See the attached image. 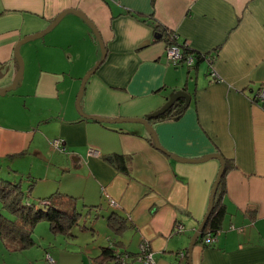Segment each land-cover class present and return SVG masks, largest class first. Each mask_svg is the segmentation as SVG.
<instances>
[{"label":"crops","instance_id":"crops-1","mask_svg":"<svg viewBox=\"0 0 264 264\" xmlns=\"http://www.w3.org/2000/svg\"><path fill=\"white\" fill-rule=\"evenodd\" d=\"M92 23L106 56L78 106L82 78L103 57ZM164 28L207 58L168 62V41L156 34ZM32 35L18 45L16 87L0 93V172L23 180L27 199L89 207L93 230L105 222L115 232L106 246L130 251L128 264H149L135 257L143 239L150 264L185 263L177 252L188 255L208 211L219 159L180 161L152 144L141 122L86 116L143 117L185 89L191 100L179 118L152 123L161 145L183 158L219 152L229 166L222 227L209 245H194L193 264H264V0H0V89L20 69L17 44ZM4 103L20 115L7 116ZM113 153L129 156L127 171L110 161ZM25 176L37 180L32 187ZM54 252L60 264H84L80 252Z\"/></svg>","mask_w":264,"mask_h":264},{"label":"trees","instance_id":"trees-1","mask_svg":"<svg viewBox=\"0 0 264 264\" xmlns=\"http://www.w3.org/2000/svg\"><path fill=\"white\" fill-rule=\"evenodd\" d=\"M171 32L172 31H170L169 29L164 28L161 31H156V34H159L160 37H164L170 43ZM182 43L185 42H181V44ZM184 52L186 54H192L194 58H196L197 62L207 58V53L192 51L189 45L184 47ZM209 61H212L211 58H209ZM210 73L212 75L211 71ZM166 103L167 102H165V104H163L156 110L148 113L151 115L149 117L150 123L179 118V116L185 111L186 107L188 106L186 104V99L184 98H178L167 105ZM155 113L157 114L156 116L154 115ZM149 140L153 141V137L150 136ZM152 144H154V142H152ZM109 159L118 169L124 171L128 170V155L113 153L109 157ZM228 168L229 166L226 163L220 183L214 195L212 210L207 219L205 228L197 239L196 243L203 242L204 245H209L210 243L204 242V238L207 233H210L215 237L216 233L222 227L223 218L227 212L226 202L224 201L223 195L226 191L225 178ZM4 177L6 176L0 174V236L3 237L4 234L8 233L10 239L7 243H14L15 245H19L14 246L13 248L21 250L29 245L34 244V227H36V225L42 220H47L49 222L50 230L55 235H72V230L74 226L78 224V219L80 218L79 216L82 214V212H78L77 206H73L71 208L68 206H58L57 204H52V200L49 198H44L41 202H38L39 199L35 202L31 201L30 199H27L28 195H26V191L23 189V183L15 179L9 180L10 178ZM28 185L29 187H32L33 183H28ZM36 203L39 204L37 205ZM110 218L115 217L111 215ZM109 225L113 227L111 223ZM102 248L103 249L101 253L96 257H103L104 259H106V262H108V264H117L118 259L116 258H118L119 255L123 256V254L126 255V253H130V251L126 249L119 251L116 250L113 247V243H111L110 246H103ZM185 254V263L183 264H190L186 251ZM48 256L52 255L48 253ZM53 261L51 260L53 264H56V260ZM128 263L129 262H127V264Z\"/></svg>","mask_w":264,"mask_h":264},{"label":"rangeland","instance_id":"rangeland-1","mask_svg":"<svg viewBox=\"0 0 264 264\" xmlns=\"http://www.w3.org/2000/svg\"><path fill=\"white\" fill-rule=\"evenodd\" d=\"M82 80L80 82V87L82 84ZM18 89H20V92H22L21 90L23 88L20 86ZM49 102L51 105V101ZM7 109L15 116H18L21 113V109L19 107L8 108L4 103L2 105V112L7 116H9L7 113ZM18 122H20V120H18ZM22 157L25 156L22 155ZM0 174L3 175L4 173L0 172ZM8 177L11 178L10 176ZM30 177L32 176L30 175ZM32 178L28 179L27 176H25L24 180L26 181L24 182L28 184L33 183V181H37L36 179ZM15 180L23 183V180L19 178H16ZM25 187H27V185H25ZM42 199L44 198H39L38 202H41ZM36 204L38 205L39 203ZM81 212L82 214L78 219L79 223L74 226L71 236H64L62 234L55 235L54 233H52L50 230L49 222L47 220L40 221L36 225V227H34L33 237L35 239V243L27 246L22 250L13 248L14 246L19 245H15L14 243H7L10 239L8 233L4 234L3 237L0 236V253H3L1 255L0 264H53L51 260H57L54 251L58 252L61 248H67L70 251L80 252L84 264H90V262L92 261L100 262L98 264H104V259L102 257H96V255H98V252L100 251V249L97 247L98 245L106 246L108 243V236H113V233L115 232L108 228L105 222L103 224V227L99 225L96 228L98 231H94L93 224L97 220V218H95V212L89 207H85ZM103 221H105V219ZM48 253H50L53 257L48 256ZM71 254L75 255L74 252H71ZM80 262L81 260H79V258H75L74 260L70 261L71 264H80ZM56 264H60V261L57 260Z\"/></svg>","mask_w":264,"mask_h":264},{"label":"water","instance_id":"water-1","mask_svg":"<svg viewBox=\"0 0 264 264\" xmlns=\"http://www.w3.org/2000/svg\"><path fill=\"white\" fill-rule=\"evenodd\" d=\"M69 11L74 12L75 14L84 17L86 20H89L84 15V13H82L81 10L69 9ZM66 12L67 11H63L62 13H60L55 18V20L51 24H49L43 31H41V33H39L38 35L45 34V33L49 32V31H51L59 23V21L64 17V15L66 14ZM92 26H93L95 35H96V37H97V39L99 41V44L101 46V49H102V52H103V57L83 77L82 84H81V87H80V90H79V93H78V97H77V105L78 106H79L80 98H81V96L83 94V91H84V88H85V85H86V82H87L88 77L97 70V68L104 61L105 56H106L105 42H104V40H103V38H102V36L100 34V31H99V29L96 27V25L94 23H92ZM38 35H32L30 37H26L25 39L20 40L19 43L17 44L16 51H15V55L18 57L21 66H20V69L17 72L16 76L14 77V80H13L12 84L10 86H8V87H5L3 89H0V93L1 94H5L7 91L11 90L12 88H15L16 85H17L18 79L22 76L23 64H22V58H21L20 53H19V50H18V45L21 44L22 42H24L26 39L28 40V39L34 38V37H36ZM157 36L160 37L159 34H157ZM178 98H184V99H186V104L188 105L190 103V100H191V95L185 89L176 90V91H174L168 97V100L166 101L167 102L166 105L169 104V103H172L173 101H175ZM154 115L156 116L157 114L155 113ZM86 116H88L90 118H95V119L103 120V121H106V122H110V123L123 122V121L141 122V123H143L145 125V127L152 134V137L154 139L155 146L158 149L164 151L165 153L171 155L173 158H175L177 160H180V161L200 162V161L208 160L210 158L219 159V161L221 163V166H220L219 173L217 175L215 184H214V186L212 188V191H211L210 203H209L208 211H207L204 219L200 223L199 227L196 229L195 233L193 234V236L191 238V241H190V244H189V247H188L189 263L190 264H193V259H192L193 258V256H192V254H193V247L196 244L197 239L199 238V236L203 232V230L205 228V225H206V221H207V219H208V217L210 215V212L212 210L214 195H215V192H216V190L218 188V185H219L220 180H221V177H222V173H223L224 168H225V165H226V159H225V157L221 153H219V152L209 153V154H207V155H205L204 157H201V158H183V157H179V156H176V155L170 153V151H168L167 149H165L161 145V143H160V141H159V139L157 137L156 131L154 129V126L152 125V123L149 122V117L151 116L150 114H146L143 117H117V118H105V117L98 116V115H86Z\"/></svg>","mask_w":264,"mask_h":264},{"label":"built area","instance_id":"built-area-1","mask_svg":"<svg viewBox=\"0 0 264 264\" xmlns=\"http://www.w3.org/2000/svg\"><path fill=\"white\" fill-rule=\"evenodd\" d=\"M170 40H171V42L170 43L168 42L167 46H166L167 61L170 63H173V64H177V63H180L181 61L187 62L189 60L188 61L189 63H193L194 56L192 54H186L184 52V47L187 46L188 43H186V41H185V43H182V44H181V42H178L179 41L178 35L175 31H172L170 33ZM212 75L216 76L217 74L213 72ZM257 97L264 100V89H261L259 91ZM52 143L54 144V146H56V148L64 149L63 139L55 138L52 140ZM89 154L96 155V156L100 155V153L97 150H95L94 148H90ZM110 203L113 205H117V201L115 199H110ZM178 226H182V224L178 223ZM214 240H215V237L212 236L210 233H207V235L204 238L205 243H212ZM177 255L182 259H184L186 256L185 251H183V250L178 251ZM130 257H131L130 253H126V255L123 254V256L119 255V257L116 258V259H118L117 264H127V262H129ZM135 257H136V259L142 260V261L149 263V264L154 262L153 255L150 252V248H149V241L147 239H143L140 242L139 252L137 254H135Z\"/></svg>","mask_w":264,"mask_h":264}]
</instances>
